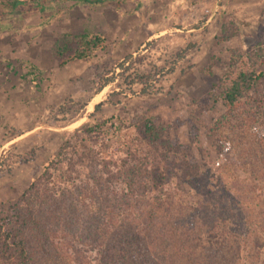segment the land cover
Wrapping results in <instances>:
<instances>
[{"label":"rangeland","instance_id":"obj_1","mask_svg":"<svg viewBox=\"0 0 264 264\" xmlns=\"http://www.w3.org/2000/svg\"><path fill=\"white\" fill-rule=\"evenodd\" d=\"M84 34L105 48L59 66ZM240 72L262 75L229 107L221 95ZM94 120L97 129H81ZM126 170L136 173L132 188ZM26 192L43 224L22 236L44 264H115L118 251L135 254L140 212L185 216L195 205L202 214L187 223L196 236L211 229L217 243L234 241L225 258L260 264L264 0H72L10 17L0 26L1 233L20 231L11 206ZM130 194L134 202L118 206ZM53 198L83 215L71 233ZM89 216L102 217L105 235L84 245ZM133 256L123 264L141 260Z\"/></svg>","mask_w":264,"mask_h":264},{"label":"trees","instance_id":"obj_2","mask_svg":"<svg viewBox=\"0 0 264 264\" xmlns=\"http://www.w3.org/2000/svg\"><path fill=\"white\" fill-rule=\"evenodd\" d=\"M65 1L72 0H0V26L12 16H16L18 19L31 17L35 14L44 12L50 3ZM73 1L86 2L89 4H101L104 2V0ZM77 39L78 47L73 50L67 60L59 63V66H63L72 61L86 63L94 56L96 50H103L105 48L104 39L98 36L91 38L84 34L78 36ZM64 50L68 51L69 49L64 48ZM185 52L186 51H183L179 58H182ZM61 54L62 52L60 54L58 53L59 56H61ZM29 72L32 75H38V71L35 67L30 66ZM261 75L262 74L259 73L254 76L253 73L240 72L229 87L223 91L221 95L223 100L231 107L234 102L241 97L243 91H251L256 86ZM109 82L111 81H107V79L100 80L96 92L101 91ZM99 107L100 104L96 105L95 110H98ZM95 122H97V120H94L92 122L93 124L83 125L81 129L84 132L91 133L99 126ZM142 128L146 135L150 136L153 140L157 139L158 131L151 122H145ZM135 174L133 170H130V172L127 171L124 177L126 182L124 183L130 188L137 184L134 182ZM31 189L30 187L29 191ZM27 193L28 192L23 193L18 202L11 206V209L15 212L20 231L16 232L17 234L15 233L13 237H10L9 233L4 234L0 232V248L5 254V258L9 260L8 264H44V262L35 255L37 252L34 253L32 247H30L29 243L22 236L25 234L26 230H31L32 226L38 227L43 224L42 221L39 220V216L36 212H33L37 207L26 199ZM133 196L134 194L128 196L123 195L118 206H121V204L130 206L131 203L134 202ZM52 200L57 203L54 204V211L58 212L60 215L66 214L70 216L67 220L68 222L63 221V227L64 229L66 228L68 233H71V226L76 223V219L78 220L79 217L83 215L80 214L78 209L72 204L65 205L61 200H56L55 198L51 199V201ZM40 206H46V203H40L38 207ZM195 207L188 208V214H185V216L174 215L171 211H167V213L163 215L159 212V207L156 211H149L146 213L140 212V214L136 215L138 223L134 226H139V228L135 229L136 235L132 236L133 241L131 242H133L135 254L139 256L141 260H139L138 263L136 261H131L132 264H239L234 263L233 259L229 260L224 256L226 250L229 249L231 245L232 239H230V241L221 238V243H217L216 239H218V236L212 233L211 229L201 230L202 235H195L196 230L187 223L189 219L191 222H194L195 219L202 214L197 210L198 206L195 205ZM43 211L48 212L49 210L45 208ZM101 218L100 216H89L86 218L87 221H84L82 224L85 232L83 234L85 237H82L84 245L88 244V242H92L91 240H94L93 243L101 242L105 235L102 231L103 223ZM140 240L145 244V247H142V249ZM247 249L249 253L251 249ZM116 254V257L110 256L109 258V260L115 264H123L126 256L129 257V259L135 260L133 256L135 254L131 250L127 252L120 250ZM256 259L258 261V256ZM252 260H250L251 263ZM259 262L260 264H264V259H260L259 257ZM126 264L129 263L127 262Z\"/></svg>","mask_w":264,"mask_h":264},{"label":"bare ground","instance_id":"obj_3","mask_svg":"<svg viewBox=\"0 0 264 264\" xmlns=\"http://www.w3.org/2000/svg\"><path fill=\"white\" fill-rule=\"evenodd\" d=\"M97 96V95H96Z\"/></svg>","mask_w":264,"mask_h":264}]
</instances>
